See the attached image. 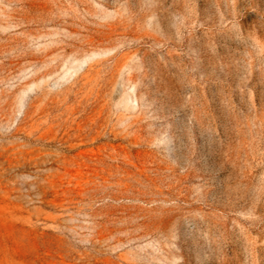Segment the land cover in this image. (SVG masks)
<instances>
[{"label":"rangeland","instance_id":"rangeland-1","mask_svg":"<svg viewBox=\"0 0 264 264\" xmlns=\"http://www.w3.org/2000/svg\"><path fill=\"white\" fill-rule=\"evenodd\" d=\"M0 264H264V0H0Z\"/></svg>","mask_w":264,"mask_h":264}]
</instances>
